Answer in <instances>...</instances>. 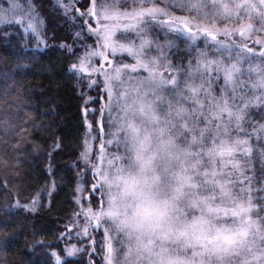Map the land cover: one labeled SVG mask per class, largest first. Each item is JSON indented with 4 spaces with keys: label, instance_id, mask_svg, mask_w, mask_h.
Returning a JSON list of instances; mask_svg holds the SVG:
<instances>
[{
    "label": "snow or ice",
    "instance_id": "6c2138e0",
    "mask_svg": "<svg viewBox=\"0 0 264 264\" xmlns=\"http://www.w3.org/2000/svg\"><path fill=\"white\" fill-rule=\"evenodd\" d=\"M57 7L73 25L59 47L85 121L69 166L72 213L57 237L76 243L32 247H47L55 264H83V253L89 264H264V0ZM41 23L34 0L0 5V27L47 46ZM177 42L186 63L170 58ZM15 131L27 139L26 126ZM55 187L14 207L31 213L45 197L51 207Z\"/></svg>",
    "mask_w": 264,
    "mask_h": 264
},
{
    "label": "trees",
    "instance_id": "16d2710c",
    "mask_svg": "<svg viewBox=\"0 0 264 264\" xmlns=\"http://www.w3.org/2000/svg\"><path fill=\"white\" fill-rule=\"evenodd\" d=\"M18 2L27 6V0ZM34 3L39 6L47 46L38 45L34 35L15 26H8L13 29L10 36L3 35L8 27H0V181L9 185L0 188V264H55L47 247H32L35 240L43 239L57 251L66 243H76L75 238L70 242L57 239L72 213L76 172L69 166L77 159L85 134L83 101L65 72L68 61L59 47L73 25L56 0ZM6 4L7 0H0V5ZM170 58L186 63L187 45L177 42ZM252 117L260 121L261 113L253 109ZM21 125L28 128L23 134L27 139L16 135ZM17 140L19 146L14 149L12 142ZM17 155L23 163L14 166ZM53 182L51 207L48 197L43 207L31 213L14 207L16 198L21 204L31 202ZM82 255L83 264H89L88 253Z\"/></svg>",
    "mask_w": 264,
    "mask_h": 264
},
{
    "label": "rangeland",
    "instance_id": "374dc122",
    "mask_svg": "<svg viewBox=\"0 0 264 264\" xmlns=\"http://www.w3.org/2000/svg\"><path fill=\"white\" fill-rule=\"evenodd\" d=\"M56 2H57V0H56ZM40 31H41V28H40ZM254 110H256V109H254ZM256 111H258V110H256Z\"/></svg>",
    "mask_w": 264,
    "mask_h": 264
}]
</instances>
